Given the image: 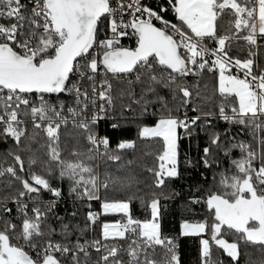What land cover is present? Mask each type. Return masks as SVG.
<instances>
[{"label": "snow or ice", "instance_id": "6c2138e0", "mask_svg": "<svg viewBox=\"0 0 264 264\" xmlns=\"http://www.w3.org/2000/svg\"><path fill=\"white\" fill-rule=\"evenodd\" d=\"M0 145V264H182L180 236L202 264L264 253V0H0ZM198 169L204 218L165 235L160 197Z\"/></svg>", "mask_w": 264, "mask_h": 264}, {"label": "trees", "instance_id": "16d2710c", "mask_svg": "<svg viewBox=\"0 0 264 264\" xmlns=\"http://www.w3.org/2000/svg\"><path fill=\"white\" fill-rule=\"evenodd\" d=\"M151 3L155 4L156 0H150ZM169 19H172L171 14L168 16ZM211 92V87L209 88V94ZM190 115H194V113H190ZM103 129L111 130L108 125H102ZM124 128L126 131L122 133V135L126 138L136 139L137 138V125L135 122L131 120L125 121ZM118 135L121 133L117 132ZM74 133L71 128L64 133L62 137L65 140V143H72V137ZM246 139H251V137H244ZM201 144H203V139H201ZM2 145H0V151L3 150ZM150 147L149 144L144 143L141 144V148L148 149ZM188 152L193 158L197 157L196 151V142L193 141L192 147L189 150L187 141L182 142V153ZM139 155V153H137ZM128 159H134L135 157L129 156ZM183 158V156H182ZM2 166V165H0ZM198 170H188L184 173V179L175 182V191L178 193L177 195H171V193L166 189L165 194L170 198H166V195H161L160 197V222L162 227V232L168 236H179L181 232V224L184 220H188L190 222H194L197 220H202L204 218V208L200 204H189V201L193 197H199L201 193L195 191V186L197 183H202L200 178V171ZM132 171L135 174H138L141 183L138 188L134 186V191L136 193V199L132 201V211L133 215L139 219L150 218V208L147 207V204H150L152 193H159L158 189H154L151 187V177L149 174L144 172L139 167H133ZM10 189L7 187V178H0V198L5 196ZM64 191L67 193V184L64 185ZM46 199L48 197H45ZM143 198L144 203L141 202ZM11 206V205H10ZM65 209L70 213L73 210V203L69 199L66 203H61L58 206L57 211L61 216L65 215ZM78 216L73 223H78L83 226L84 214L87 209L85 207H79L77 205ZM93 210L100 211L99 203H93ZM121 216L120 214H109L107 216H102L100 218L103 222H115L117 218ZM100 228L97 227L96 235H99ZM92 233H89V237L91 238ZM230 240V242L236 237L229 236L226 237ZM180 243V251L182 257V264H202L200 257V245L199 239L195 237H183L179 238ZM242 254L239 258V264H260V261L264 259V253L258 251L253 246H245L241 243ZM213 259H220L223 261V264H236V262L232 261L225 254H223L222 250L217 248H213Z\"/></svg>", "mask_w": 264, "mask_h": 264}, {"label": "built area", "instance_id": "2783aa9c", "mask_svg": "<svg viewBox=\"0 0 264 264\" xmlns=\"http://www.w3.org/2000/svg\"><path fill=\"white\" fill-rule=\"evenodd\" d=\"M101 217H102V216H101ZM101 217H100V218H101ZM121 219H122V217L119 216L115 222L120 221Z\"/></svg>", "mask_w": 264, "mask_h": 264}, {"label": "rangeland", "instance_id": "374dc122", "mask_svg": "<svg viewBox=\"0 0 264 264\" xmlns=\"http://www.w3.org/2000/svg\"><path fill=\"white\" fill-rule=\"evenodd\" d=\"M107 223H115V222H107Z\"/></svg>", "mask_w": 264, "mask_h": 264}, {"label": "crops", "instance_id": "0c3cea01", "mask_svg": "<svg viewBox=\"0 0 264 264\" xmlns=\"http://www.w3.org/2000/svg\"><path fill=\"white\" fill-rule=\"evenodd\" d=\"M159 219H160V217H159Z\"/></svg>", "mask_w": 264, "mask_h": 264}]
</instances>
